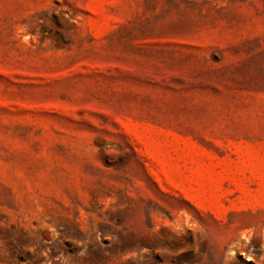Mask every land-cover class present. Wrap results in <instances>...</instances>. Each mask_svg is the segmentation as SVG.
Listing matches in <instances>:
<instances>
[{
  "label": "rangeland",
  "instance_id": "374dc122",
  "mask_svg": "<svg viewBox=\"0 0 264 264\" xmlns=\"http://www.w3.org/2000/svg\"><path fill=\"white\" fill-rule=\"evenodd\" d=\"M0 264H264V0H0Z\"/></svg>",
  "mask_w": 264,
  "mask_h": 264
}]
</instances>
